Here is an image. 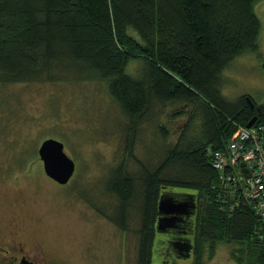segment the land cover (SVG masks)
<instances>
[{
	"label": "trees",
	"instance_id": "1",
	"mask_svg": "<svg viewBox=\"0 0 264 264\" xmlns=\"http://www.w3.org/2000/svg\"><path fill=\"white\" fill-rule=\"evenodd\" d=\"M258 1L0 0V82L97 81L128 118L126 156L104 179L103 190L116 200L105 215L119 229L128 230L133 211L139 215L137 264H153L162 235H171L165 238L168 247L180 240L191 247L177 259L190 258L202 239L226 240L258 247L249 264H264V220L248 204L223 206L219 172L208 153L223 150L254 117L255 125H264V105L249 96L231 102L222 91L223 71L237 57L259 52ZM133 60L143 63L140 77L127 74ZM155 104L168 108L169 123L183 115L181 136L165 147L156 167L140 164L133 174L128 158L138 126L155 125L169 139L165 124L150 121ZM196 120L201 137L190 138ZM165 194L186 207L172 228L160 232ZM156 252L163 256V250Z\"/></svg>",
	"mask_w": 264,
	"mask_h": 264
},
{
	"label": "rangeland",
	"instance_id": "2",
	"mask_svg": "<svg viewBox=\"0 0 264 264\" xmlns=\"http://www.w3.org/2000/svg\"><path fill=\"white\" fill-rule=\"evenodd\" d=\"M255 12L262 25L259 52L237 57L223 71L222 91L231 102L249 96L264 105V0L257 2ZM142 67L141 60H133L127 74L140 77ZM150 112L152 123L169 128V139L164 140L155 125L138 126L128 158L133 174L140 164L156 167L165 147L181 136L183 115L169 123L168 108L155 104ZM128 121L120 104L97 81L0 82V234L12 237L13 221L23 241L42 243L51 257L64 263L137 264L139 215L133 211L128 230L119 229L106 216L116 200L103 190L104 179L126 156ZM191 126L188 137H201L200 123L196 120ZM46 139L61 141L75 161V173L66 185L44 172L38 149ZM177 191L193 193L194 188ZM199 207L202 211L205 205ZM170 236L162 235L163 242L155 245L153 264H162L156 251L164 252ZM200 242L190 258L172 257L171 264H249L258 248L226 240Z\"/></svg>",
	"mask_w": 264,
	"mask_h": 264
},
{
	"label": "built area",
	"instance_id": "3",
	"mask_svg": "<svg viewBox=\"0 0 264 264\" xmlns=\"http://www.w3.org/2000/svg\"><path fill=\"white\" fill-rule=\"evenodd\" d=\"M208 153L219 172L223 206L233 210L248 204L264 220V125L239 126L223 150Z\"/></svg>",
	"mask_w": 264,
	"mask_h": 264
},
{
	"label": "water",
	"instance_id": "4",
	"mask_svg": "<svg viewBox=\"0 0 264 264\" xmlns=\"http://www.w3.org/2000/svg\"><path fill=\"white\" fill-rule=\"evenodd\" d=\"M256 121L257 117H254L247 123L246 127L251 128ZM38 156L43 163L44 172L49 178L61 185L69 183L75 173L76 164L65 152L64 144L61 141L55 139L44 140L39 146ZM185 207L186 204L176 199L175 196L171 194L163 195L159 201L161 217L159 218L158 230L163 232L165 226L175 222L176 219L172 216L182 213ZM190 250L191 247L187 246V251Z\"/></svg>",
	"mask_w": 264,
	"mask_h": 264
},
{
	"label": "flooded vegetation",
	"instance_id": "5",
	"mask_svg": "<svg viewBox=\"0 0 264 264\" xmlns=\"http://www.w3.org/2000/svg\"><path fill=\"white\" fill-rule=\"evenodd\" d=\"M177 216L178 214L172 217H174L176 221H179ZM174 225L175 222H172L167 226L168 228H172ZM9 227L11 228L10 233L12 237L7 238L8 236L0 234V264H68L57 258L51 257L42 246V243L35 242L29 245L28 242L23 241L20 237L21 229H19L13 221L9 224ZM167 243V248L163 252L161 260L162 264H171V258H179L181 256L180 254L183 253V251L185 252L188 246L186 243H183L182 240L177 243L178 249L177 247H168ZM184 254L187 253L185 252Z\"/></svg>",
	"mask_w": 264,
	"mask_h": 264
}]
</instances>
